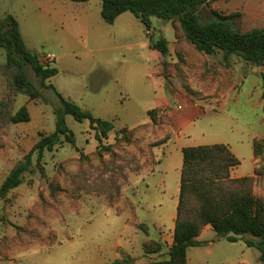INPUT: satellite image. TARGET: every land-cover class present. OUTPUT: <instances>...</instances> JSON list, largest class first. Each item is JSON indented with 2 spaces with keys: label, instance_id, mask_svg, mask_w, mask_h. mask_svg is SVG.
I'll use <instances>...</instances> for the list:
<instances>
[{
  "label": "rangeland",
  "instance_id": "rangeland-1",
  "mask_svg": "<svg viewBox=\"0 0 264 264\" xmlns=\"http://www.w3.org/2000/svg\"><path fill=\"white\" fill-rule=\"evenodd\" d=\"M100 9L101 0H0V20L9 14L18 20L28 49L40 56H57L52 66L58 74L47 85L52 84L95 117H108L106 120L114 122L115 134L104 144L113 143L116 133L124 128L148 123V111L164 107L166 100L174 118L175 134H185L184 145L233 142L248 136L245 126H261L262 78L242 57L234 55L227 64L222 52L199 57L187 50L188 63L181 74L186 81L174 72L165 78L162 67L158 75L162 54L151 48L150 36L154 41L166 38L171 47L168 58L177 63L171 22L153 17L152 33L147 34L146 27L132 13L122 14L111 25L102 21ZM209 9L234 16L240 29H264V0H214ZM203 59L208 67L220 71L217 82L204 79ZM0 70L6 78L5 49H0ZM28 75L48 101L35 103L26 97L25 103L32 108V121L14 124L5 120L8 146L19 141L17 153L23 158L41 132L55 131V110L61 107L55 91L44 87L30 66ZM235 89L239 91L240 96L237 93L235 97H240L239 103L232 102L224 110L220 102L211 103L220 93L229 94ZM258 102L260 106L255 108ZM8 104L13 113L24 105L23 97ZM65 118L82 153L92 154L99 142L90 122H78L71 115ZM162 136L163 130L149 128L137 135L135 145L128 147L127 152L122 148L103 161H74L60 179L64 188L61 203L52 201L49 205L42 204L41 198L49 200V186L56 178L58 164L78 159L81 152L69 143L52 153L46 152V172L41 173L34 164L33 171L24 174V183L9 194L7 201H0V239L10 236L14 264H110L115 257L114 247L120 241L139 263L163 258L146 254L143 242L162 240L167 249L172 241L169 228L174 226L172 216L176 215L179 202L183 154L173 141L165 149L151 147ZM244 150L251 153L247 144ZM10 152L6 147L0 155ZM153 152L156 160L161 159L154 172L150 161ZM263 163L264 154L259 165ZM255 190L264 197L263 177L257 180ZM29 217L31 223L25 231ZM118 251L122 257L125 255L123 248ZM189 252L190 264H261L258 249L248 247L242 240L230 242L217 236Z\"/></svg>",
  "mask_w": 264,
  "mask_h": 264
},
{
  "label": "trees",
  "instance_id": "trees-1",
  "mask_svg": "<svg viewBox=\"0 0 264 264\" xmlns=\"http://www.w3.org/2000/svg\"><path fill=\"white\" fill-rule=\"evenodd\" d=\"M76 3H87L90 0H71ZM214 0H101V16L108 24H114L119 16L126 12L138 18L147 30L152 28V18L171 22L175 31V54L177 63L169 60L171 53L169 41L163 36L154 41L151 35V48L162 54V75L170 78L183 73L188 63L186 52L191 50L203 55L223 53L229 64L234 55L242 57L254 66L262 78V110L264 114V29L252 28L243 30L238 27L234 16H225L215 9H209ZM0 49L6 51V69L9 78L8 102L0 101V148L8 144L5 120L14 124L27 123L31 120L29 109L22 106L14 115L10 113L9 104L14 97L23 94L33 102L48 101L42 90L29 77L30 66L44 87L52 88L61 107L55 110L56 128L52 133H41L40 138L23 160L19 161L7 175L0 187V201H7L9 194L24 183V174L32 172L33 165L46 172L44 158L46 152H54L62 144L74 146L81 157L61 162L57 166V175L50 184L49 200L41 198L42 204L61 203L60 195L64 190L60 184L62 175L74 161L89 162L94 158L100 161L107 156L118 154L122 148L135 145L137 135L149 128L163 130V136L154 141L151 147H167L175 136L174 118L168 109L155 108L148 111L150 121L116 133L115 141L104 144L116 131L112 121L95 117L76 102L64 97L47 81L58 74L52 65L44 64L41 56L28 49L21 33L18 20L11 14L0 20ZM204 79L217 82L220 71L208 67L207 60H202ZM185 79L186 78L182 77ZM192 89V88H191ZM190 89V91H192ZM66 115L76 121L88 120L95 131L99 142L92 154H84L77 146L75 134L66 123ZM255 157L264 154V138L255 140ZM181 171L179 203L175 220L173 243L166 249L162 240L148 239L143 242V250L148 255H161V259L139 263L132 255L125 254L110 264H188L190 248L205 245L198 240L207 226H212L219 237L230 242L242 240L247 246L258 249V262L264 264V197L256 193V182L264 178V163L255 169L253 176L233 178L231 170L241 164L240 159L225 144H211L185 147ZM166 154L164 151L163 155ZM150 161L154 163L152 172L161 159L156 160L153 152ZM31 223V217L26 227ZM253 237L250 239L249 237ZM11 239L5 235L0 239V262L10 257Z\"/></svg>",
  "mask_w": 264,
  "mask_h": 264
},
{
  "label": "crops",
  "instance_id": "crops-1",
  "mask_svg": "<svg viewBox=\"0 0 264 264\" xmlns=\"http://www.w3.org/2000/svg\"><path fill=\"white\" fill-rule=\"evenodd\" d=\"M78 10V9H76ZM100 15H101V9H100ZM122 16V15H121ZM119 16L116 20V22L120 19ZM102 17V16H101ZM102 21L104 23H106L104 21V19L102 18ZM115 22V23H116ZM148 31V30H147ZM151 31V30H150ZM152 32V31H151ZM152 35V34H151ZM170 43V42H169ZM175 43V41L173 42V44ZM170 50H171V47H170ZM161 59L162 57H159V60H160V65H159V68H158V75H161V67H162V64H161ZM49 81V80H48ZM166 84H167V80H166ZM169 84L171 85H175V90L179 91L180 93H183L181 90H179L178 88L179 87H176V84L173 83L172 81H169ZM167 87V85H166ZM169 91V90H168ZM238 93L239 95V91L237 89L233 90L231 93L229 94H225V93H220V95L216 98V99H213L211 101V103H219L220 102V108H222L223 110L228 107L232 102L233 103H239L241 101L240 99V95L238 96V98L236 99V94ZM6 94V96H5ZM21 97H23V100H24V105H26L29 109V112H30V116H31V120L29 122L32 121L33 119V115H32V108L29 104H26L25 102H27V98L28 96L26 95H23V94H20L16 97H14V99L11 101L13 102L16 98L17 99H21ZM8 99H9V79L6 75V78L3 74V72L0 70V101L2 102H8ZM26 99V100H25ZM28 99L30 100V98L28 97ZM31 101V100H30ZM170 101V100H169ZM33 102V101H32ZM37 103V102H36ZM22 105V106H24ZM260 106V103H256L254 105L255 108L259 107ZM170 107V104L168 102V100H166V105H164V107H159V108H162V109H167ZM0 108H1V104H0ZM20 108L18 107L13 113L11 112L12 115H14ZM84 109V108H83ZM214 109V108H213ZM85 110V109H84ZM88 110V109H87ZM89 110H91L89 108ZM216 110V109H214ZM44 112H42L41 114H43ZM104 118V120L106 119H109L108 117H102ZM101 118V119H102ZM259 122L261 121V126H258V127H255L253 128L252 126H245V128L248 130L247 134L248 136L245 138V139H238L237 141H234L233 142H227V143H220V144H225L227 145L230 150L240 159L241 161V164L235 168H233L231 170V175L233 178H241V177H245V176H253L255 174V169L257 166H259V162H260V157H255V154H254V147H253V144H254V141L255 140H260V139H263L264 138V119L262 118H259ZM28 123V122H27ZM21 124V123H19ZM41 125H44L43 122ZM245 130V131H247ZM42 133V132H41ZM40 133V134H41ZM44 133V132H43ZM185 135V134H184ZM183 135V136H184ZM183 136H181V134H175L174 136V139L172 140L174 143H175V146L177 147L178 150H180L182 152L183 148L185 147H190V146H195V145H184V140H183ZM185 137V136H184ZM6 140L8 142V133H7V136H6ZM39 140V139H38ZM249 145L250 148H251V153H245V150H244V145ZM20 142L17 141L15 143V146H8L7 144V148L9 150H11V152L9 154H7L6 156H3V154L1 153L0 155V187L3 183V181L6 179L7 175L10 173V171L14 168V166L23 158L22 155H19L17 153V151L20 149ZM5 147V148H6ZM4 148H0V151L2 152ZM171 153V152H170ZM183 154V153H182ZM172 155V154H170ZM247 163L246 165L247 166H243L244 163ZM180 173H179V176H180V182H181V171H182V167H183V162L182 164H180ZM245 167V168H243ZM243 169V170H242ZM178 191H179V194H180V186L178 188ZM179 203V202H178ZM178 206V205H177ZM176 216H177V212H176V215H173L172 216V221L174 222V226L172 228H169V230L171 231V235H172V241L171 243L169 244V246L173 243V239H174V229H175V220H176ZM218 235L216 234V232L214 231V229L212 228V226H207L205 228V230L203 231V233L199 236L198 240L202 241V242H212L213 239H215ZM219 237V236H218ZM166 238V237H165ZM164 238V239H165ZM250 239H253V237H249ZM245 243V242H244ZM246 244V243H245ZM121 247L124 249L125 251V254H128L130 255L131 254V251L130 249L128 248H125V243L123 241H120L116 244V246L114 247L115 248V257H114V260H117V259H122V255L120 254V252L118 251V248ZM201 247V246H199ZM249 247V246H248ZM193 248H198V247H193ZM33 249V248H31ZM191 249V248H190ZM189 249V251H190ZM188 251V264H190V256H189V252ZM132 255V254H131ZM133 256V255H132ZM259 258V256H258ZM112 261V262H113ZM6 262L8 263H13L15 262V258L12 257L11 255V250H10V257L8 260H6Z\"/></svg>",
  "mask_w": 264,
  "mask_h": 264
},
{
  "label": "built area",
  "instance_id": "built-area-1",
  "mask_svg": "<svg viewBox=\"0 0 264 264\" xmlns=\"http://www.w3.org/2000/svg\"><path fill=\"white\" fill-rule=\"evenodd\" d=\"M152 32L150 30L147 31V34H151ZM57 59V56L52 53H47L41 56V61L44 64L52 65Z\"/></svg>",
  "mask_w": 264,
  "mask_h": 264
}]
</instances>
